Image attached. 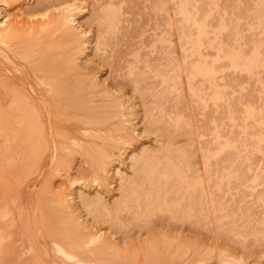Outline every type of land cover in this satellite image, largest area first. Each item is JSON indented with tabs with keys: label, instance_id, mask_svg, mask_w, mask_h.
Masks as SVG:
<instances>
[{
	"label": "rangeland",
	"instance_id": "rangeland-1",
	"mask_svg": "<svg viewBox=\"0 0 264 264\" xmlns=\"http://www.w3.org/2000/svg\"><path fill=\"white\" fill-rule=\"evenodd\" d=\"M84 1L87 4L84 14L86 18L88 9L96 8L92 16L88 14L89 19L94 17L89 20L94 23L91 24L94 29L96 17L103 12L100 5L107 0ZM153 1L112 0L111 10L118 5L120 8L119 22L114 30L105 32L102 42L99 43L100 49L91 54L93 59L83 66V69L94 70L105 84L112 90L122 91L131 102V112L125 116L133 117L139 133L130 142H120L117 138L120 133L115 124L117 118L109 116V108L105 110L101 100L103 95L97 87L90 92L86 85L80 92L88 102L94 104L90 111L72 110L63 102H59L55 108L38 78L39 69L32 68L20 56L11 55L10 59L0 56L1 105L7 104V99L14 90L26 94L34 102L39 121L42 122V134L47 138L45 149L38 153L39 159L35 158V162L26 152L22 137L14 143L4 133H0V207L8 203L12 212L15 207H19L22 216L26 218L23 222L14 218L5 226L4 241L7 244L0 257L1 264H20V256L28 254L24 245L33 241L37 257L43 263L61 264L60 258L49 248L48 236L42 234L36 218L35 204L43 195L49 196L50 191L68 193L69 178L74 179V186L81 183L84 191L89 190V194H92L95 187L109 200L118 196L117 179L113 173L107 182L95 186L96 182L92 180L90 173L89 158L82 149L71 144V136L93 138L113 157L118 156V151L125 145L126 150L133 148L135 151H138L140 143L155 146L157 131L167 133L164 136L160 134L163 138L173 139L168 140L173 154L176 145L187 146L191 141L195 144L196 139L208 142V149L203 151L194 144L191 146L189 143L187 146L193 147H189L193 160L190 169L194 165V169L204 179L206 202L203 206V219L198 222L194 216H173L166 200L161 199L160 207L164 209L152 210L148 218L138 220L139 223L129 221L124 226L106 228L105 221L98 218L93 220L90 213L80 206L79 211L87 222L112 232V237L120 248V255L111 260L99 258L95 264H150V260L152 264H220L238 258L242 264H264V124L257 125L250 117H245L243 105L235 103L237 98L245 100L248 96L251 101L256 99L253 104L264 111V64H257L249 72L231 66L225 57L214 59L218 46L223 47L224 51L238 50L243 57H248L257 50L259 62L264 59V4L260 5L261 0H187L188 9L195 20L203 23L204 31L198 36L196 23H184L181 20L175 0H157L156 5V1ZM2 5L0 4L1 14L5 12L17 24L25 25L30 20L23 9L25 0H6L5 11L2 10ZM254 10L261 12L260 18L254 16ZM197 40L200 41L199 44H195ZM195 51L200 52L202 60L213 64L214 81L227 83L222 91L227 96L232 95V102L236 104V107L233 105V119L227 117L225 111L223 113L224 108L216 113L219 115H215L217 129L221 133H230L229 130H233L231 133L235 137L231 135L235 138V148L225 147L216 152L219 143L214 140L213 123L208 118V109L213 106L209 82L201 75H195L189 80L186 78L191 62L198 57L192 53ZM184 57L186 62H183ZM81 60L76 59V62L80 63ZM65 76L72 77L71 74ZM168 76L173 78V83L168 82ZM132 77L139 79H136L138 83L136 82L135 88V83L130 79ZM163 77H167V80L163 81ZM188 83L198 90V95L190 91ZM1 94L5 95L4 98ZM257 95L260 99L256 98ZM204 109L209 114L207 111L203 113ZM244 126L246 132H261L260 150L254 147V139L250 135L241 132ZM83 128L91 129L93 133H103L104 137L101 139L94 135L88 136ZM222 138L223 136L219 141ZM221 156L233 159L231 161ZM122 164L125 165V162ZM130 170L131 168H126L128 173ZM185 178L191 180L192 176L185 175ZM171 193L174 199L181 196L183 190L173 189ZM195 194L198 192L195 191ZM211 197L214 202L210 200ZM10 203H14L13 206ZM20 230L23 234L22 231L18 232ZM161 235L171 239L173 237L171 244L162 250L165 255L157 259L147 258L149 263L146 262L142 254L143 244L150 239L158 240ZM43 247L46 249L44 252ZM19 249H22L20 255Z\"/></svg>",
	"mask_w": 264,
	"mask_h": 264
},
{
	"label": "bare ground",
	"instance_id": "bare-ground-1",
	"mask_svg": "<svg viewBox=\"0 0 264 264\" xmlns=\"http://www.w3.org/2000/svg\"><path fill=\"white\" fill-rule=\"evenodd\" d=\"M104 1L105 0L102 2ZM154 1H156V5L158 2L157 0ZM262 1L264 0H261V6L264 4ZM175 2L181 20L184 23L189 21L196 23V30L199 36L204 31L203 23L195 20L194 15L191 14L190 9H188L189 2L187 0H175ZM0 4H3L2 10H4L6 0H0ZM112 5V0H107L100 5L103 12L101 15L99 13L98 17H96L94 29L91 27L93 22L91 23V21H89L90 19L93 20L94 17L93 19H89V16L94 14L93 10L96 8L93 7L88 9L86 18L84 14L87 4L84 0H25V6L23 9L30 17V20L27 21V24L25 25L17 24L12 17L8 16L5 12L1 14L0 11V56L10 59L11 55H17L27 60L32 68L39 69L38 78L43 84L44 89L47 90L49 99L55 108L59 102H63L72 110L78 109L82 111H90V108L94 106V104L88 102L85 95L80 94V92L84 90L86 85L89 87L90 92L96 90L97 87V90L100 89L101 94L103 95L101 100L103 106L106 108L105 110L109 108L110 110H107L109 116L117 118L115 124L120 130L117 138L120 142H130L131 139L139 133L133 117L125 116L131 112V102L122 91H116L115 89L112 90V88L105 84L103 82L104 80L100 79L94 70L89 71L86 70L87 68L83 69V66L93 59L91 58V54L96 53L97 50L100 49L99 43L102 42L101 39L105 35V32L114 30L119 22V5L115 6V9L112 8V10L114 9L113 11L111 10ZM83 16L84 18H82ZM254 16L260 18L261 12L256 10ZM92 25H94V23ZM199 43V40L195 41V44ZM216 48L214 59L225 57L228 59L229 64L235 68L246 69L251 72L257 64H264V59L259 62L257 50H254L250 56L243 57L242 53L238 50L229 49L224 51L223 47L220 46ZM192 53H195L198 57L195 61L191 62L189 74L186 78L189 80V78H192L195 75H201L209 82V86L212 90L210 97L213 106H209L211 108L208 109L210 110V114L207 109L206 111L210 115L208 118L213 123L212 132L214 140L219 143L216 152L225 147L235 148V134L231 133L233 130H229L230 133H226L227 131L221 133L217 129L218 123L216 116L219 114L216 113H218L221 108H224L223 113L225 111L226 116L233 119L234 106L236 107V104L232 102V95L227 96L226 93L222 91L227 83H217L214 81L215 70L213 64L207 63L206 60V62L202 60L199 56L200 52L195 51ZM182 55L183 54H181V56ZM162 58H164V56ZM76 59H82V62H76ZM167 60L168 57L165 62H167ZM183 60V62H186L185 57ZM160 64H162V62ZM155 67L156 65L154 68ZM143 71L144 70H142V72ZM70 74L72 77L65 76ZM139 76H141V73H139ZM139 76L137 74V77ZM137 77L130 78L133 80V83H135L134 88L137 86L136 82L139 79L141 80L140 77L139 79ZM166 78L167 77H163L162 80H167ZM168 80H170L168 81L169 83H173V78L168 76ZM188 88L193 94L198 95V90L195 89L191 83H188ZM8 91L10 90L8 89ZM259 95H257L256 98L261 96ZM255 100L256 99L253 101ZM7 101V104L5 103L4 106L0 103V133H4L5 137L14 143L18 138L22 137L23 146L31 159H39L38 153H42L41 150L44 151V147L47 144V138L45 137L46 135L44 136L42 134V122H40L41 120L39 121L38 112L33 105L34 102L32 103L26 94L15 90L11 93ZM236 101L235 103H241L243 105L245 117H250L257 125L264 124V111L262 108H256L253 101H251L248 96L245 100H238L237 98ZM203 111V113L206 112L205 109ZM150 119H152V117ZM150 119L149 121H151ZM245 128L246 126L242 128L241 132L250 135L254 139V147L260 150L259 142L262 140L261 132H246ZM159 129L162 128L159 126ZM141 130L145 131V128L141 127ZM83 131L87 132L88 136L94 135L101 139L104 137L103 133H93L91 129L88 128H83ZM204 131L206 132V130ZM160 134L162 135L163 132L161 133L157 131L155 134L158 136V138L154 139L157 141L155 146L140 143L138 151H135L133 148L126 150L127 146L125 145L126 147L123 146L118 151V156L113 157H111L108 150H105L100 146V142L97 140L93 138L82 139L76 136H71V144L82 149L84 154L89 158L90 173L92 175V180L96 182L94 183L95 186L107 182V179L113 173L116 175V185L119 192L117 197H112V199L109 200L102 195L98 188L96 189L93 187L92 194H89V190L84 191L81 183L74 186V179L69 178L68 193L64 194L62 192L50 191L51 193L49 196H47L48 194L46 196L43 195L37 201L35 204L37 209L36 218L39 221L42 234L44 233L48 236L49 248L52 253H55L60 258L59 260H61V264H95L99 258H108L111 260L113 257L120 255V248L113 238V233L103 230L101 226H95L92 223L87 222L85 216L79 211L80 206H83L85 211L90 213L93 220L98 218L105 221L107 224L106 228H111L116 225L118 227L124 226L126 222L129 221H136L135 223H139L140 221L138 220L148 218V215L152 210L163 208L160 207L161 199L166 200L167 207L173 211V216L183 218L194 216L195 220L198 222L203 219V206L206 202L204 179L201 173L194 169V165H192L193 168H191L193 170L190 169L193 160L191 159V151L189 150L191 147L190 145V148L187 147L189 143L192 146L194 144L193 141L189 143L186 142L187 146H185V144L184 146L176 145V151L173 154L171 153L172 149L168 142V140L172 141L173 139L167 140L168 137L165 139ZM231 134H233L234 137ZM221 136H223L222 141H219ZM202 141L196 139L194 145L203 151L208 149V142L206 141L205 143L203 141V143ZM71 144H67V146H70ZM231 157L227 156L224 159H231L232 161L233 158ZM124 159L128 160L123 161ZM34 161L33 165L35 166L36 161ZM122 162H125V165H121ZM127 167L131 168L129 173L126 171ZM185 175H191L192 179L188 180L185 178ZM173 189H175V191L181 189L183 190V194L172 199L173 196L171 197V192ZM195 191H197L198 194H195ZM74 199H77V201L74 202ZM210 200L214 202L213 197H211ZM10 204L13 206L14 203ZM11 210L12 208L8 203L4 204L3 207H0V257L5 251V246L7 244L4 241L6 235L4 234L5 226L10 224L14 218H18L20 221H25L26 219L25 216H22L19 207H15V211L13 212ZM27 223L29 224V222ZM21 231L22 230L18 232ZM33 236L36 237L35 235ZM172 239L166 235H161L158 240L150 239L149 241H145L146 243L143 244V248L141 247L142 254L144 258H146L145 260H147V258L157 259L163 257L165 254L162 250L171 244ZM32 243L28 242L24 245L27 248L28 254L24 257L20 256L19 263L45 264L37 257V251L33 247L34 243L33 245ZM22 249H19L20 251L18 252V255H20ZM44 249L45 248L43 247V252ZM24 250L26 251L25 248ZM146 262H148V260ZM152 263L150 260V264ZM228 263L242 264L239 258L225 261L220 264Z\"/></svg>",
	"mask_w": 264,
	"mask_h": 264
}]
</instances>
